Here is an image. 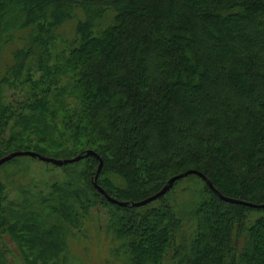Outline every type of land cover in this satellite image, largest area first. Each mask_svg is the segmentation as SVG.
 <instances>
[{"label": "trees", "instance_id": "1", "mask_svg": "<svg viewBox=\"0 0 264 264\" xmlns=\"http://www.w3.org/2000/svg\"><path fill=\"white\" fill-rule=\"evenodd\" d=\"M89 150L120 202L195 170L264 204V0H0V159ZM29 160L0 167V264L10 244L22 264H85L94 206L102 264H264V208L195 175L135 208L95 189L96 157L44 166L62 174L43 181Z\"/></svg>", "mask_w": 264, "mask_h": 264}, {"label": "rangeland", "instance_id": "2", "mask_svg": "<svg viewBox=\"0 0 264 264\" xmlns=\"http://www.w3.org/2000/svg\"><path fill=\"white\" fill-rule=\"evenodd\" d=\"M69 28H68V26H64L63 28H61L62 33H60V37L58 36V38H57V43H58L59 49H61V46H60L61 41L62 40L64 41L65 40L64 37L70 32ZM15 86H18L19 88L21 87L20 84L15 85ZM15 93H16L17 99H19L20 97L22 98L23 91L18 89ZM10 94H13V93L10 92ZM29 161L32 162V164L30 165L31 173L35 177H38L40 181H43L46 178V176L47 177H51V176H53V177L57 176L58 177L62 174V170L50 168V170L45 171V173H46L45 175L44 174L43 175H37L36 172L37 173L41 172L42 170H44V168H45L44 166H47L50 164L43 163V162L37 161V160H29ZM42 167H44V168H42ZM54 167H57V166H54ZM6 179L3 175L1 181H2L3 185L5 186L7 198L10 199L14 196V193L11 191V188L9 187V184H10L9 180L8 179L6 180ZM94 207L89 212L88 224H86L85 228L82 230L84 236H86L87 238H93L94 239L93 245H92V249H93L92 254H90V256H88V259L84 255L83 263H85V264H102L101 261H103V259L106 256L104 254H106V253L108 254V246H106L105 236L103 234L98 233L99 232L98 226H101L103 228L106 227V222H107L106 217L107 216H106L105 210L102 207H95V208ZM8 245H9V243H8ZM9 248H10V252L7 255L8 264H22L23 262H22L20 256L18 255V252L15 251L16 248L14 247V245L10 244ZM80 250H81V248H79L76 243L72 244L71 252L74 251V253H76L77 255H80ZM101 253L103 255H101ZM71 259H73V258H71Z\"/></svg>", "mask_w": 264, "mask_h": 264}, {"label": "water", "instance_id": "3", "mask_svg": "<svg viewBox=\"0 0 264 264\" xmlns=\"http://www.w3.org/2000/svg\"><path fill=\"white\" fill-rule=\"evenodd\" d=\"M88 156H92V157H96L99 161V164H98V167H97V170H96V175L94 177V181H93V185L95 187V189L101 194L103 195L106 200L109 202V203H112V204H115L117 206H131V207H142V206H145L149 203H152L156 200H158L159 198H161L162 196H164L170 189L171 187L173 186V184L181 179H184L190 175H195L197 177H199L205 184L206 186L212 191L215 193V195L222 201L224 202H227V203H231V204H236V205H242V206H245V207H249V208H255V209H263L264 208V204H261V205H255V204H252V203H248V202H244V201H240V200H236V199H231V198H227V197H224L222 196L217 190H215V188L213 187V185L211 184V182H209L207 180V178L201 174L200 172L198 171H195V170H189V171H186L184 173H181L179 175H176L174 177H172L171 179H169L166 183V185L159 191L157 192L156 194L148 197L147 199H144L143 201H139V202H134V203H128V202H120V201H117L115 199H112L111 197H109L99 186H97L96 184V179H97V176L102 168V161L101 159L93 152V151H86L84 155H79V156H76V157H73L71 159H53V158H49V157H44V156H41L37 153H34V152H31V151H16V152H12L4 157H2L0 159V167L9 162L10 160L14 159V158H17V157H32V158H36L38 161H41L43 163H47V164H51V165H54V166H57V167H61V166H64V165H67V164H72V163H76L78 162L79 160H81L82 158H85V157H88Z\"/></svg>", "mask_w": 264, "mask_h": 264}]
</instances>
